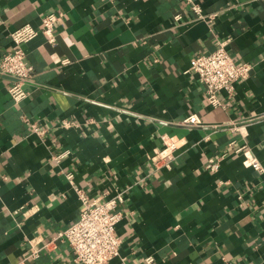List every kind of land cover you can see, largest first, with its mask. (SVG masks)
Listing matches in <instances>:
<instances>
[{
  "label": "crops",
  "instance_id": "1",
  "mask_svg": "<svg viewBox=\"0 0 264 264\" xmlns=\"http://www.w3.org/2000/svg\"><path fill=\"white\" fill-rule=\"evenodd\" d=\"M196 2L214 16L195 20L185 0H0V59L15 48L11 31L62 14L52 42L39 34L24 46L27 99L15 104L0 74V264L80 216L67 173L94 202L125 192L119 256L106 264H264V0ZM217 40L252 69L213 107L189 69ZM190 114L200 126L182 124ZM172 139L175 159L156 168L151 157ZM27 264H74L73 254L58 240Z\"/></svg>",
  "mask_w": 264,
  "mask_h": 264
},
{
  "label": "built area",
  "instance_id": "2",
  "mask_svg": "<svg viewBox=\"0 0 264 264\" xmlns=\"http://www.w3.org/2000/svg\"><path fill=\"white\" fill-rule=\"evenodd\" d=\"M185 2L195 20H206L214 16L204 14L196 0H185ZM174 18L180 20L181 16L175 15ZM61 20L60 12L49 13L42 16L39 28L25 24L10 32L9 37L15 44V48L0 59V74L12 79L8 93L15 104H20L27 99L29 95L27 86L34 76V68L27 60L24 46L39 34L44 35L48 42H52L56 23ZM228 42V40H217L211 52L198 54L190 61L189 71L197 75L200 84L204 86L207 101L213 107L222 106L221 92L232 94L234 82L246 78L252 69L248 63L237 64L235 62L227 49ZM69 62L68 59H64L61 65L65 66ZM22 120L29 121L26 116H22ZM201 123L196 114H190L182 121V124L187 127L200 126ZM32 125L34 132L40 134L41 131L35 124ZM74 126L76 124L69 119H63L61 122V127L64 129ZM179 148L180 143L177 140L172 139L167 142L163 149L151 157L156 168L168 167L175 159V153ZM65 153L55 155L54 160L59 162ZM235 153L244 156L243 164L246 167L263 170L249 149L238 148ZM223 157L224 155H221L219 158L208 159L206 168L211 172H216ZM66 178L82 204L80 216L43 246L33 247L29 254L17 264H27V260L38 258L42 250H49L58 240L67 243L73 254L74 264H106L111 258L119 256L121 240L116 235V225L121 220L119 207L124 201L125 192L118 191L113 196H108L103 202H94L87 197L83 188L74 182L72 173H67ZM153 262L152 257L144 260V264H153Z\"/></svg>",
  "mask_w": 264,
  "mask_h": 264
}]
</instances>
